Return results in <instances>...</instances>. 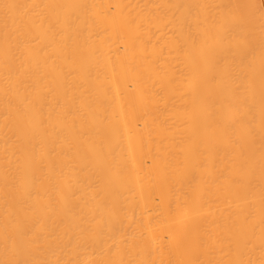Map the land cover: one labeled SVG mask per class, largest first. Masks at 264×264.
Wrapping results in <instances>:
<instances>
[{
  "label": "bare ground",
  "instance_id": "bare-ground-1",
  "mask_svg": "<svg viewBox=\"0 0 264 264\" xmlns=\"http://www.w3.org/2000/svg\"><path fill=\"white\" fill-rule=\"evenodd\" d=\"M0 264H264V0H0Z\"/></svg>",
  "mask_w": 264,
  "mask_h": 264
},
{
  "label": "rangeland",
  "instance_id": "rangeland-1",
  "mask_svg": "<svg viewBox=\"0 0 264 264\" xmlns=\"http://www.w3.org/2000/svg\"><path fill=\"white\" fill-rule=\"evenodd\" d=\"M126 2L138 3V4H161L164 2H171L172 0H125Z\"/></svg>",
  "mask_w": 264,
  "mask_h": 264
}]
</instances>
